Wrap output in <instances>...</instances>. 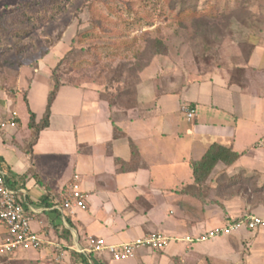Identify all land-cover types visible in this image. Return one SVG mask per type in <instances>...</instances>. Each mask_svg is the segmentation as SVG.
Instances as JSON below:
<instances>
[{
  "label": "crops",
  "instance_id": "crops-1",
  "mask_svg": "<svg viewBox=\"0 0 264 264\" xmlns=\"http://www.w3.org/2000/svg\"><path fill=\"white\" fill-rule=\"evenodd\" d=\"M248 67L242 82L222 69L176 91L174 83L164 93L144 84L133 105H111L94 90L62 86L49 126L32 149L30 115L25 127L20 118L16 130L0 133V167L15 179L30 170L37 176L20 188L27 207L38 212L33 230L63 245L70 257L89 237L122 243L158 231L199 235L247 214L264 220V44L252 49ZM43 69L29 88L17 81L37 123L51 90L50 69ZM8 105L0 92L2 116L11 112ZM187 108L196 110L191 121ZM132 144L139 158L129 166ZM213 147L227 149L234 160L218 161L196 184L194 164ZM76 175L90 194L89 208L59 211ZM263 244L264 226L242 228L191 248L173 243L164 251L140 250L125 261L103 255L95 264H264Z\"/></svg>",
  "mask_w": 264,
  "mask_h": 264
},
{
  "label": "rangeland",
  "instance_id": "rangeland-1",
  "mask_svg": "<svg viewBox=\"0 0 264 264\" xmlns=\"http://www.w3.org/2000/svg\"><path fill=\"white\" fill-rule=\"evenodd\" d=\"M94 1L0 0V92L24 127L30 114L17 81L29 88L39 67L50 69L51 83L133 105L144 84L164 93L174 83L176 91L222 69L242 82L252 49L264 44V0ZM105 20L119 27H105ZM149 39L161 40L166 54L144 57ZM100 46L111 49L100 52ZM20 254L0 256V264H77L71 255L58 262L52 252Z\"/></svg>",
  "mask_w": 264,
  "mask_h": 264
},
{
  "label": "built area",
  "instance_id": "built-area-1",
  "mask_svg": "<svg viewBox=\"0 0 264 264\" xmlns=\"http://www.w3.org/2000/svg\"><path fill=\"white\" fill-rule=\"evenodd\" d=\"M185 112L189 121L196 116L195 109L187 108ZM19 122L20 116L17 111H11L5 116L0 113V133L16 130ZM9 178L0 167V256L40 253L48 245L56 261L65 260L68 250L63 245L48 243L43 234L33 230L32 224L36 221L38 212L27 207L25 192L12 187ZM89 197V192L82 188L80 176L76 175L65 189L62 204L57 209L70 214L76 211H87ZM263 226V219L247 215L242 220L208 229L199 235L170 236L158 231L122 243H112L102 237H89L86 246L78 248L77 252L84 255L90 264H95V259L103 255H109L114 262L125 261L134 258L143 249L164 251L173 243L184 244L191 248L219 237L230 236L242 228L255 230Z\"/></svg>",
  "mask_w": 264,
  "mask_h": 264
},
{
  "label": "trees",
  "instance_id": "trees-1",
  "mask_svg": "<svg viewBox=\"0 0 264 264\" xmlns=\"http://www.w3.org/2000/svg\"><path fill=\"white\" fill-rule=\"evenodd\" d=\"M94 2H103V1H99V0H95ZM105 4H111L114 3L113 0H104ZM93 3H91V7H93ZM26 10H24V12L27 13V15H30L29 12L33 11L32 9L28 8V4L24 6ZM131 11V10H129ZM132 12V11H131ZM2 20V19H1ZM0 20V22H1ZM1 25V24H0ZM103 26L107 27H115V30L117 29V27H119V24L113 22V21H109L105 20L103 21ZM114 26V27H113ZM1 27V26H0ZM92 29L89 31L88 34L94 33V31L96 30ZM112 31V29H111ZM105 36H109V38L113 39L115 37V35H109L106 34ZM122 46L119 45L117 49H121ZM107 49H111L110 47L107 46H100V47H96V50H99L100 52L107 50ZM167 52L166 47L164 46L163 42L159 39H149L147 42V46L144 50V57H155L157 55H165ZM56 78H54V75L52 76V81L55 80ZM54 83V84H53ZM62 87V84H60L59 80H55L54 82L51 83V90L48 96V103H47V107H46V111L45 114L43 116V119L40 121V123L36 122V115L31 112L29 110V114H30V123L29 126L35 130V136L33 137V140L31 141L29 148L32 149L33 145L37 142L39 134L41 133V131H43L44 129H46L49 126L50 123V117H51V107L52 104L54 103L57 94L60 90V88ZM132 162L130 163L129 166H133L137 159L139 158V154L135 149V146L132 144ZM231 158V154L229 153V151L227 149L221 148V147H213L209 150L208 154L206 155V157L204 158V160L202 162H199L197 164H194V174L196 177V184H202V181L208 177L209 173L211 172V170L213 169V167L216 165V163L218 161H223L225 162L227 165L231 164L232 160H234V158ZM133 164V165H132ZM0 165L2 166V161L0 160ZM139 167V166H138ZM132 168V167H130ZM30 176H33L37 179V176L33 173V170H30L28 173H26L25 175L21 176L19 179H15L13 177L9 178V182L11 184L12 187H14L15 189H19L24 187L26 184V181L28 180V178ZM71 256L75 259V262L78 264H90L88 259L82 255L79 254L77 252H71Z\"/></svg>",
  "mask_w": 264,
  "mask_h": 264
}]
</instances>
